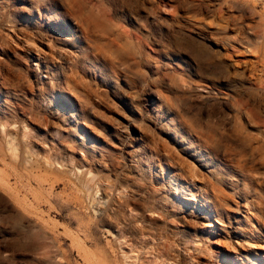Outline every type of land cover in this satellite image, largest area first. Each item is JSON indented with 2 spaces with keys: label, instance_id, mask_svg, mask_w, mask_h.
Instances as JSON below:
<instances>
[{
  "label": "rangeland",
  "instance_id": "obj_1",
  "mask_svg": "<svg viewBox=\"0 0 264 264\" xmlns=\"http://www.w3.org/2000/svg\"><path fill=\"white\" fill-rule=\"evenodd\" d=\"M78 2L0 0V264H264V0Z\"/></svg>",
  "mask_w": 264,
  "mask_h": 264
},
{
  "label": "bare ground",
  "instance_id": "obj_2",
  "mask_svg": "<svg viewBox=\"0 0 264 264\" xmlns=\"http://www.w3.org/2000/svg\"><path fill=\"white\" fill-rule=\"evenodd\" d=\"M79 0H69V8L72 10V11H74L75 13H74V16H76V18H78V19H80V21H81V27H82V29H83V31H84V33L86 34V35H89V33H90V29H88V27L90 26V20H88L87 18H84L83 17V15H84V8H83V6L82 5H80L79 4V2H78ZM51 18V20L53 19V17H50ZM61 23V22H60ZM60 23L58 22V25H53V24H50V25H48V26H50V27H53V28H55V29H57L58 31H60L61 33H63V34H65L64 32H66V27L65 26H63L62 24L60 25ZM74 23H76V22H74ZM76 25V24H75ZM77 26H78V24H77ZM86 28H85V27ZM64 27V28H63ZM70 35V34H69ZM70 39H73V37L70 35V36H66L65 37V40L67 41V42H69L70 43ZM264 85V84H263ZM57 88V90L59 91V93L60 94H62L63 93V90L62 89H60L59 87H56ZM128 119V118H127ZM130 119V118H129ZM131 120V119H130ZM123 126V125H122ZM134 127L135 126V130H137V131H139V133L140 134H145V133H143L144 132V130L142 129V128H140V127H138V126H136V125H134V123L132 122V121H127V123H126V125L124 126V127ZM127 127V128H128ZM143 127V126H142ZM146 131V130H145ZM11 143V142H10ZM90 172V171H89ZM89 174V173H88ZM90 175V174H89ZM91 175H92V172H91ZM172 175H173V177H180V173L178 172V171H175V172H173L172 173ZM92 177H94V176H92ZM179 179V178H178ZM104 200V199H103ZM107 201V200H106ZM102 208V207H101ZM103 216V215H102ZM102 221H105L103 218H102Z\"/></svg>",
  "mask_w": 264,
  "mask_h": 264
}]
</instances>
